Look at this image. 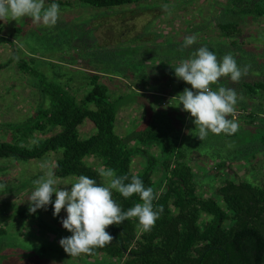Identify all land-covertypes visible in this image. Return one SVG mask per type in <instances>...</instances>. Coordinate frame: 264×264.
<instances>
[{"label":"trees","instance_id":"obj_1","mask_svg":"<svg viewBox=\"0 0 264 264\" xmlns=\"http://www.w3.org/2000/svg\"><path fill=\"white\" fill-rule=\"evenodd\" d=\"M79 1L100 10L138 5L141 2ZM228 6L221 8V15L214 18L213 22L215 29L220 32V38L228 40L229 46L215 47L203 39L196 40V43L181 52L184 38L170 37L168 29H164V34L169 36L166 41L141 33L132 45L128 39L117 42L114 47L100 44L98 51L101 58L99 56L98 64L90 63L84 68L93 72L84 79L87 88L80 98L71 92L68 83L50 82L26 63L18 62L21 73L37 80L36 87L49 98L50 106L37 110L25 124H8L9 139L0 143V160H37L49 153L61 152L54 170L56 177L86 175L101 184L104 183L103 178L97 169L85 163L87 157L99 158L102 167L114 169L117 176L127 175L128 183L135 175L131 171L133 156L143 155L148 164L136 176L142 179L145 187H152L157 193L159 198L153 202L154 207L163 206V212L150 232L142 231L137 219L126 220L106 229L114 238L111 244L96 248L94 255H82L92 258L105 254L119 260L121 264H264V183L252 185L242 181H222L215 193L225 208L215 198L200 197L195 184L197 175L195 177L186 162L180 134L165 129L152 111L143 123L145 128H136L134 141L138 146L131 147L115 129L120 99L114 100L109 87L101 82L103 73L119 77L127 88H133L132 94L139 95L140 103L144 105V100L148 101L151 96L146 94L150 91V85L155 87L154 92L161 93V98H174L185 88L191 89V85L175 76L174 68L199 47H208L218 58L231 53L240 66L250 64L251 69L238 83L225 77L221 78L219 85H213L214 90L224 86L234 89L238 95L234 117L242 130L223 136L226 139H237L244 135L257 137L255 142L258 144L251 147L253 155L264 153V49L256 54L250 51V43L237 40L241 36V25L255 17H264V0H230ZM128 16L130 14L118 10L113 11L112 15L108 12L102 21L116 18L117 26L129 21L131 24L137 23L134 16ZM148 16H144L146 21ZM136 32H139L137 26L134 36L138 34ZM158 40H161L160 43ZM1 43L14 48L13 41L2 36L0 30ZM168 47L173 53L167 52ZM157 48L160 52L152 54ZM129 52L135 53L136 57L127 58L125 55ZM6 66L0 65V69ZM185 115L193 123L191 114L185 111ZM86 119L94 124L96 133L83 140L79 127ZM49 127H59L61 131L45 141L31 143L35 132H44ZM156 145L162 148L163 158L151 152V147ZM223 165H218L217 171L222 172ZM229 165L232 169V165ZM160 171L163 175L156 182L154 175ZM113 198L125 210L141 202L135 194L125 199L115 190ZM35 214L29 211L21 214V217L33 219ZM204 215L210 218L204 219ZM228 224L231 226L227 227Z\"/></svg>","mask_w":264,"mask_h":264},{"label":"rangeland","instance_id":"obj_2","mask_svg":"<svg viewBox=\"0 0 264 264\" xmlns=\"http://www.w3.org/2000/svg\"><path fill=\"white\" fill-rule=\"evenodd\" d=\"M229 1L141 0L138 5L100 10L79 0H45V7L52 2L60 3V16L54 26L34 23L29 17L16 21L0 20L2 36L14 43V48L11 45L0 44V65L7 64L5 68L0 69V143L9 139L8 124L16 126L25 124L37 110L47 109L50 106L49 98L36 87L37 80L21 73L18 67L19 61L42 73L50 82L68 83L71 92L80 98L87 88L84 79L93 72L84 68L90 63L98 64L100 44L114 47L117 42L128 39L132 45L142 33L146 37L153 36L161 40L165 39L164 41L168 40L169 36L185 38L196 35L197 41L204 39L207 44L215 47L229 46L228 40L220 38V32L215 29V22H213L214 18L221 15V8H229ZM165 4L169 6L170 16L163 10L162 6ZM118 10L130 14L129 18L134 16L137 23L131 24L129 21L117 26L116 18H110L108 22L102 21L108 12L112 15L113 11ZM148 14L150 16L146 21L144 16ZM136 26L139 32H136L138 34L134 36ZM164 29H168L171 34L165 35ZM132 36L134 38H131ZM161 40L158 42L160 43ZM237 40L250 43L249 49L253 53L258 54V51H262L264 49V17H255L249 23L241 25V36ZM166 49L168 53H173L171 48ZM158 52H160L159 48L152 54L156 55ZM262 55L264 56V52ZM125 56L130 59L136 57L132 52ZM13 58L14 60L11 61ZM112 68L115 69V67ZM113 78L114 75L103 73L101 82L109 87L113 98L120 99L122 103L124 90L120 87V81H113ZM83 87L84 89L79 91ZM128 89L131 92L133 90V88ZM133 98L136 104L140 103L139 95L134 93ZM173 102L169 104L168 98L162 99L156 105V113L160 116L161 125L165 129L180 134V145L185 150L186 162L192 168L195 177L197 175L195 184L200 197L215 198L220 206L225 208L223 201L215 193L217 181L234 180L255 185L264 178V170L258 168L257 172L262 173H254L251 166L259 161L258 158L252 157L253 150H251L253 145L258 144L255 142L257 137L251 138L244 135L237 139H226L223 134L209 133L207 138L201 141L197 136L198 129H195V125L190 123V118L185 115L183 105H179L178 100ZM118 113L117 108V117ZM123 113L121 117L130 116L129 119L135 125L143 121L142 113L139 111L131 112L129 109L128 112L124 110ZM233 118L237 121L236 117ZM117 123L118 119L115 124L116 133L131 147L138 146V143L134 142L137 126L126 130L119 128ZM240 126L237 133L242 130ZM60 131L59 127H49L44 132H35L31 143L45 141ZM95 133L96 128L89 119H86L79 127V134L83 140L91 138ZM151 152L158 158L164 156L159 145L152 146ZM60 156L61 152H58L49 153L37 160H0V181L6 182L8 186L6 190L0 191V264H120L119 260L105 254H98L92 258L84 255L71 257L67 254L59 244L61 238L71 236L61 222L67 216L66 210L62 209L59 216H54L53 205L49 204L46 210L37 209L33 219L21 217V214L29 212V197L35 188L33 181L49 168L54 172L56 161ZM85 163L98 171L103 168L97 157L89 156L85 159ZM220 163L231 164L233 170L225 169L224 172L222 171L223 174L218 176L219 171L216 167ZM147 164V158L143 155L133 156L132 173L135 175L142 173ZM247 171L250 173L248 174ZM162 175V171L157 172L154 175L155 181L158 182ZM74 178L73 176L58 178L61 182L59 187L70 190L69 184L74 182ZM104 183L107 181L104 180ZM52 201L54 204L55 194ZM203 218L210 217L204 215ZM230 226V224L227 225V227Z\"/></svg>","mask_w":264,"mask_h":264},{"label":"clouds","instance_id":"obj_3","mask_svg":"<svg viewBox=\"0 0 264 264\" xmlns=\"http://www.w3.org/2000/svg\"><path fill=\"white\" fill-rule=\"evenodd\" d=\"M162 7L170 16L169 6L165 4ZM59 16L60 5L56 2L45 7V0H0V20L3 21L29 17L34 23L51 27L57 23ZM196 40V35L186 36L180 51L192 46ZM250 69V64L240 66L231 53L218 58L206 46L196 49L174 68L175 76L191 85V89L185 88L174 98H178L179 105L182 104L183 110L194 118L201 141L209 133L233 135L239 130L238 122L229 118L235 116L237 92L224 86L214 90L213 85H219L221 78L225 77L238 83ZM99 175L107 183L98 184L89 176L79 175L69 184L70 190L59 187L61 182L50 168L33 181L35 188L29 197V211L46 210L49 204L53 205L54 216H59L62 209L66 210L67 216L61 222L71 236L61 238L59 244L71 257L94 255L96 248L111 244L114 238L106 229L126 220L135 218L142 231L150 232L163 212L162 205L154 207L153 202L159 198L157 193L152 187H145L138 176L133 175L126 183L129 177L117 176L111 168L99 169ZM7 187L6 182L0 181V191ZM113 190L125 199L135 194L141 202L125 210L113 198Z\"/></svg>","mask_w":264,"mask_h":264},{"label":"crops","instance_id":"obj_4","mask_svg":"<svg viewBox=\"0 0 264 264\" xmlns=\"http://www.w3.org/2000/svg\"><path fill=\"white\" fill-rule=\"evenodd\" d=\"M120 81V78L119 77H115L114 76V78H113V81ZM126 83L125 82H122V81H120V87L122 88V90H124V92H123V98H124V100L122 101V103H120L119 102V113H118V117H117V119H118V123H117V125L119 126V128H121V129H131V128H136V126H137V129L138 128H145V124H143L144 122H145V120H146V116L149 114V113H152V111H154L155 112V114H156V116H157V119L159 120V122L161 123V121H160V116L156 113V109H157V104H159V102L163 99L164 100V98H161L160 97V94L161 93H157V92H154V91H156L155 90V87L153 86V85H150V91H148V93H146L147 94V96L150 94L151 96L149 97V100L148 101H146V100H144V105H142L141 103H138L137 102V104L134 102V100H135V98H133V94H132V92L126 87V85H125ZM124 87H126L127 88V90H126V88H124ZM111 91V90H110ZM130 91V92H129ZM112 94V93H111ZM127 95V97H125ZM118 98H120V97H118ZM167 98L169 99L170 98V96H167L166 97V100H167ZM114 99V98H113ZM114 100H116V99H114ZM129 102H128V101ZM130 100H131V102H130ZM121 101V100H120ZM177 101V100H176ZM121 105V106H120ZM126 108H129L130 109V111L132 112V111H139V112H141L142 113V123L140 124V122H138L136 125L135 124H133L132 123V121L129 119L130 118V116H128V117H126V118H122L121 116L124 114L123 112H124V110H125V112H128V110L129 109H127L126 110ZM121 114V115H120ZM130 114V113H129ZM170 118V117H169ZM170 120H172V118H170ZM173 120H178V119H173ZM190 120H192V119H190ZM135 125V127H133ZM132 129V130H133ZM135 142V141H134ZM252 157H256V158H258L259 159V161H257L256 163H254L253 165H251V166H253V171H254V173H256L257 172V169L258 168H260V169H262V171L264 170V153H257V154H255V155H253ZM221 164V163H220ZM219 164V165H220ZM217 166V165H216ZM223 172L225 171V169H228V168H230V165L229 164H227V163H224V165H223ZM247 169H249L248 167H246ZM232 170H233V166H232ZM223 172H217L218 174V176H221L222 174H223ZM248 172V171H247ZM264 172V171H263ZM250 172H248V174H249ZM258 174H261L262 172L261 171H258L257 172ZM259 177H261V175H259ZM261 179V178H260ZM222 183V181H221V179L219 180V181H217L216 182V188L220 185ZM264 183V178L263 179H261V180H259L258 181V184H255V185H262ZM65 258H67V256L65 257ZM120 264H121V262H120Z\"/></svg>","mask_w":264,"mask_h":264},{"label":"built area","instance_id":"obj_5","mask_svg":"<svg viewBox=\"0 0 264 264\" xmlns=\"http://www.w3.org/2000/svg\"><path fill=\"white\" fill-rule=\"evenodd\" d=\"M176 100H178V99H175V98H169V104L174 103L173 101H176ZM164 104H166V103H164ZM188 113H189V112H188Z\"/></svg>","mask_w":264,"mask_h":264}]
</instances>
